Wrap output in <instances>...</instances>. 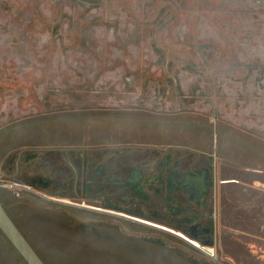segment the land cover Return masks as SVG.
Returning a JSON list of instances; mask_svg holds the SVG:
<instances>
[{"label": "rangeland", "instance_id": "rangeland-1", "mask_svg": "<svg viewBox=\"0 0 264 264\" xmlns=\"http://www.w3.org/2000/svg\"><path fill=\"white\" fill-rule=\"evenodd\" d=\"M107 96L198 106L215 132L234 120L260 137L264 0H0V135L88 115ZM51 162L34 172L5 166L18 181L0 185L45 264H264V197L256 191L219 189L210 256L137 221L167 226L171 218L116 215L80 185L69 199L22 182L44 176Z\"/></svg>", "mask_w": 264, "mask_h": 264}, {"label": "crops", "instance_id": "crops-1", "mask_svg": "<svg viewBox=\"0 0 264 264\" xmlns=\"http://www.w3.org/2000/svg\"><path fill=\"white\" fill-rule=\"evenodd\" d=\"M114 99L103 98L101 105L86 111L88 115L62 116L53 121L59 124L54 127L13 129L0 135V173L8 177L4 167L12 169L20 162L30 168L33 163L24 157L33 154L87 164L94 157L106 169L108 201L120 186L125 215L133 213L134 202L142 201L140 206H147L149 215L193 216L195 209H209L206 217L212 223L219 189L241 188L264 197V130L255 137L251 123L228 120L215 132L207 112L198 106H175L166 98L164 103L140 106ZM84 121L88 125L79 127ZM139 187L141 196L136 194ZM172 220L166 225L181 230L177 219Z\"/></svg>", "mask_w": 264, "mask_h": 264}, {"label": "flooded vegetation", "instance_id": "flooded-vegetation-1", "mask_svg": "<svg viewBox=\"0 0 264 264\" xmlns=\"http://www.w3.org/2000/svg\"><path fill=\"white\" fill-rule=\"evenodd\" d=\"M49 157V156H48ZM48 157H42L38 154H33V155H28L24 157V160L28 163L31 161L33 165L28 168L26 165H23L22 162L18 163L16 167H14L15 172H34L39 170L41 167L46 166L50 161H52L50 164L54 167V169H48L45 171L44 176L41 175L43 173H39L38 176L32 177V178H26L24 180L27 184L36 187L38 189H41L45 192L48 193V191H52V193L60 196V197H66L71 199L75 195H77L78 192V186L80 185L83 190H85V193L87 195L94 194V199H101L103 200L102 206L105 209H112L115 211L114 214L116 215H123L127 217H136V216H142V212H150V210L145 206V209L140 206L143 204L142 201H139L138 204V209H132V212L135 213H129V215H125L124 211L120 209V204H122L121 200V190H119L120 186L117 184L115 186V191L112 195L113 199L111 198L109 201L107 199V193L105 192L106 189V184H105V179H104V172H105V166L104 164H101L97 168L93 170L94 165L92 164H87L86 161H79L78 159H74L71 162L67 160L61 159L60 156H50ZM59 162V163H58ZM80 169V176H79V170ZM88 171V177L85 179V172ZM68 172L70 175H68ZM28 176L30 173H27ZM8 179V180H13V181H18V179L13 178L12 175H8V177L4 176L3 173H0V185L3 183V180ZM81 179V180H80ZM88 180V181H87ZM92 186V189L90 187ZM89 187V189H88ZM137 195L141 196L142 195V189L139 187V189L136 192ZM77 197V196H76ZM80 197V196H79ZM51 200H56L52 197H47ZM61 201V200H60ZM61 202L68 203V201L63 200ZM144 205V204H143ZM144 207V206H143ZM209 209H195L194 210V215H183V216H167L165 213L161 214H153L150 216H160V217H166V218H171V223L172 219L176 218L178 223L177 224L178 228H182L181 231L185 232L188 235L194 236L198 242L201 245H212L213 240H212V222L208 221L206 217V212ZM110 212V210H104L102 209V212ZM142 214V215H141ZM10 217V216H9ZM11 218V217H10ZM147 219V218H146ZM12 220V219H11ZM13 221V220H12ZM14 222V221H13ZM155 223V222H154ZM183 223V224H181ZM190 223V224H188ZM192 223V224H191ZM16 225V223L14 222ZM17 226V225H16ZM151 226V225H149ZM168 227V226H167ZM18 228V227H17ZM19 229V228H18ZM20 230V229H19ZM163 231V230H162ZM25 239L29 242L31 245L30 240L27 238V236L20 231ZM151 242H156V243H162L161 241H152ZM192 245V244H191ZM32 246V245H31ZM194 246V245H193ZM33 247V246H32ZM196 247L198 250H200L197 246ZM35 250V249H34ZM202 251V250H200ZM203 252V251H202ZM205 253V252H204Z\"/></svg>", "mask_w": 264, "mask_h": 264}, {"label": "water", "instance_id": "water-1", "mask_svg": "<svg viewBox=\"0 0 264 264\" xmlns=\"http://www.w3.org/2000/svg\"><path fill=\"white\" fill-rule=\"evenodd\" d=\"M137 221L151 225L155 228L165 232L172 233L188 243L197 246L206 254L212 256V251L201 245L198 240L191 235L186 234L181 230H174L173 228L137 219ZM152 241H160L159 239H152ZM0 262L2 264H45L39 257L34 248L25 239L23 234L14 224L0 201Z\"/></svg>", "mask_w": 264, "mask_h": 264}]
</instances>
